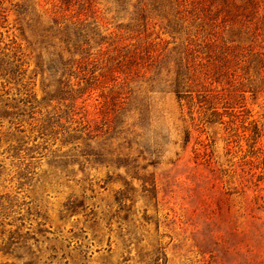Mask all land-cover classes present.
I'll return each instance as SVG.
<instances>
[{"label":"trees","instance_id":"obj_1","mask_svg":"<svg viewBox=\"0 0 264 264\" xmlns=\"http://www.w3.org/2000/svg\"><path fill=\"white\" fill-rule=\"evenodd\" d=\"M164 94L199 131L224 126L244 180H264V115L250 106L264 100V0H0V149L23 172L59 141L67 167L140 180L168 141L148 132ZM118 174L112 183L127 185Z\"/></svg>","mask_w":264,"mask_h":264},{"label":"rangeland","instance_id":"obj_2","mask_svg":"<svg viewBox=\"0 0 264 264\" xmlns=\"http://www.w3.org/2000/svg\"><path fill=\"white\" fill-rule=\"evenodd\" d=\"M250 106L264 115V100ZM154 113L150 137L168 141L140 180L96 162L67 167L59 141L29 172L0 149V254L15 264H264V180H244L224 126L199 131L170 94L155 98ZM118 173L127 185L112 183Z\"/></svg>","mask_w":264,"mask_h":264}]
</instances>
